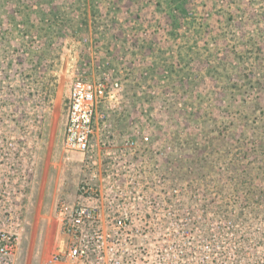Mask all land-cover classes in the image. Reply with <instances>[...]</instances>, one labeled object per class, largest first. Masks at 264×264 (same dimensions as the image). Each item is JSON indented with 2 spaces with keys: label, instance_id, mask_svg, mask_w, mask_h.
<instances>
[{
  "label": "rangeland",
  "instance_id": "1",
  "mask_svg": "<svg viewBox=\"0 0 264 264\" xmlns=\"http://www.w3.org/2000/svg\"><path fill=\"white\" fill-rule=\"evenodd\" d=\"M77 79L104 86L96 131L149 137L134 162L166 214L163 264H264V0H0V232L18 237L14 264H48L77 185L62 146Z\"/></svg>",
  "mask_w": 264,
  "mask_h": 264
},
{
  "label": "built area",
  "instance_id": "2",
  "mask_svg": "<svg viewBox=\"0 0 264 264\" xmlns=\"http://www.w3.org/2000/svg\"><path fill=\"white\" fill-rule=\"evenodd\" d=\"M103 88L77 79L67 96L62 146L75 155L79 179L57 207L48 264H163L166 214L161 200L148 197L146 166L134 162L149 137L140 134L119 144L115 136L96 131ZM17 238L0 232V264H14Z\"/></svg>",
  "mask_w": 264,
  "mask_h": 264
}]
</instances>
